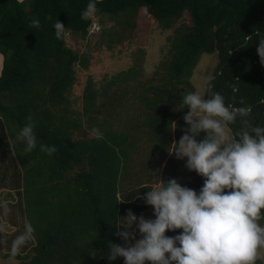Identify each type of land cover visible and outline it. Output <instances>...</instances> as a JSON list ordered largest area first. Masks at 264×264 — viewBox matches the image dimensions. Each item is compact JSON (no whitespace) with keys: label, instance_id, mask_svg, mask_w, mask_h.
I'll return each mask as SVG.
<instances>
[{"label":"trees","instance_id":"16d2710c","mask_svg":"<svg viewBox=\"0 0 264 264\" xmlns=\"http://www.w3.org/2000/svg\"><path fill=\"white\" fill-rule=\"evenodd\" d=\"M88 2L0 0V231L19 226L5 245L7 233H0V250H10L30 224L29 239L5 254L20 264H124L107 258L109 242L124 244L115 224L129 209L146 214L143 196L152 186L123 187L134 145L139 138L154 143V155L142 165L150 173L158 176L172 162L168 148L189 127L184 116L190 109H182L181 96L194 91L190 80L202 56L218 59L204 95L219 92L228 105H250L248 119L264 126V65L256 51L264 36V0H95V13L119 21L124 31L139 29L142 11L161 30L174 31L151 75L134 66L99 89L89 79L78 112L71 100L75 67L86 69L88 61L67 46L66 35L88 36L95 14L83 15ZM185 12L191 25L176 27ZM56 19L67 27L59 38ZM103 32L114 41L112 30ZM129 102L135 113L124 118ZM29 118L38 145H55L56 153L49 156L39 146L25 151L17 135ZM232 127L238 131L239 123ZM92 128L103 138L89 137ZM203 182L193 174L180 184L198 192Z\"/></svg>","mask_w":264,"mask_h":264},{"label":"clouds","instance_id":"9594fccd","mask_svg":"<svg viewBox=\"0 0 264 264\" xmlns=\"http://www.w3.org/2000/svg\"><path fill=\"white\" fill-rule=\"evenodd\" d=\"M96 7L95 0H89L83 15H93ZM32 23L39 25V20ZM53 28L58 38L67 30L58 19ZM256 51L264 65V36ZM181 103L182 109H190L184 116L189 127L168 153L186 158L185 167L203 177V185L197 192L173 178L148 188L143 199L155 219L138 217L131 209L118 216L116 235L124 244L109 242L107 258H123L124 264H257L264 254V224L259 222L264 220V126L248 119L250 105H228L219 92L206 97L190 91L182 94ZM29 121L17 135L25 151L39 146L49 156L56 153L55 145H38L35 125ZM237 122L238 131L232 127ZM171 125L175 130L176 124ZM90 134L103 138L99 128ZM177 230L179 234L166 235ZM32 232L28 224L13 241V250Z\"/></svg>","mask_w":264,"mask_h":264},{"label":"rangeland","instance_id":"374dc122","mask_svg":"<svg viewBox=\"0 0 264 264\" xmlns=\"http://www.w3.org/2000/svg\"><path fill=\"white\" fill-rule=\"evenodd\" d=\"M100 20L104 21L105 26L102 27L100 25ZM180 25H191L187 12L176 23V27ZM119 26V21L111 22L107 17L95 13L93 16V27L89 30L85 39L70 33L66 35L67 46L88 61V68L86 69L81 65L75 67L76 84L72 90L71 100L74 101L73 108L78 112L82 110V96L89 79H92L96 88L99 89L105 79H109L112 75L126 71L134 66L142 67L143 73L149 76L156 70L168 53V38L172 37L174 29L161 30L155 21L145 15L144 11H142L139 19L138 30L135 29L131 32L129 27H124L126 30L124 31ZM103 29L106 31L112 30L114 32L112 39L114 41L120 40V42L118 44H115L114 41L111 42L109 36L103 32ZM110 44L112 45L111 49L108 48ZM217 63L216 55H204L201 57L190 80L194 91L205 94V85L210 80ZM131 105L132 103L129 102L123 115L124 118H128L126 115L131 116L133 112L135 113L134 109L130 108ZM128 123L126 122L123 125ZM92 136L89 135V137ZM133 151L131 166L127 170L126 177L122 183L125 188L137 187L141 183H152L153 186L159 180L166 182L173 178L179 183H184L186 178L196 174L185 167L186 158L185 160H179L176 156L171 158L172 162H169L164 167V164L161 166L158 176L157 173L148 172L149 169L143 168L142 165L147 164L151 160V155H154V143L145 138H139L134 145ZM15 198L18 197L15 196ZM147 207V212L144 215L145 219H155L153 208L148 205ZM18 227L8 226L0 231L1 234L2 232L7 233L2 237L4 241L2 245L7 244V241H9H5L6 236L9 239L12 234L19 231ZM137 238H140L139 235ZM14 240H12V245ZM9 251L12 253L13 247L10 250H4L3 248L0 250V264H20L17 260L6 258L5 254L9 253ZM257 263L264 264V254L261 255Z\"/></svg>","mask_w":264,"mask_h":264},{"label":"crops","instance_id":"0c3cea01","mask_svg":"<svg viewBox=\"0 0 264 264\" xmlns=\"http://www.w3.org/2000/svg\"><path fill=\"white\" fill-rule=\"evenodd\" d=\"M18 1H22V0H18ZM97 1H102V0H97ZM2 65H3V57L0 54V74H1V70H2Z\"/></svg>","mask_w":264,"mask_h":264}]
</instances>
